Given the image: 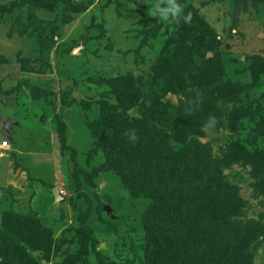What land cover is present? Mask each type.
<instances>
[{
    "label": "rangeland",
    "instance_id": "obj_1",
    "mask_svg": "<svg viewBox=\"0 0 264 264\" xmlns=\"http://www.w3.org/2000/svg\"><path fill=\"white\" fill-rule=\"evenodd\" d=\"M180 2L189 24L152 16L163 0H0V264H147L162 137L204 165L180 208L210 221L180 243L264 264V0ZM213 170L240 201L226 227Z\"/></svg>",
    "mask_w": 264,
    "mask_h": 264
},
{
    "label": "trees",
    "instance_id": "obj_2",
    "mask_svg": "<svg viewBox=\"0 0 264 264\" xmlns=\"http://www.w3.org/2000/svg\"><path fill=\"white\" fill-rule=\"evenodd\" d=\"M34 1L35 0H31V3ZM198 124L199 119L196 118L192 127L194 128V126L196 127ZM56 131L61 138L58 127ZM127 140L129 143H126L125 146H131L130 148H132L130 151L124 153L128 160L131 153L134 152L135 154L133 148L138 146L141 140L137 137L135 140H132L130 137L127 138ZM152 141L153 139L150 142ZM160 141V144L158 142L154 143V145L159 148V158L157 159L158 172H156L159 184L151 187V190L148 189V191L150 190L149 194L153 197V203L144 215L147 237L142 247L144 252L146 251L150 256H147V264H209L215 259L210 249L214 247V244L209 242L210 240L200 239L201 235H199V237L192 242L193 246L188 248L189 243L183 245L180 243L179 239L180 233L184 231L186 223L190 222L189 224L194 223L196 226L202 227L201 224L210 221V219H205V217L212 214L208 212L204 217L202 209L197 210L195 208L191 210V212L183 213V210L180 208L181 206H186L184 197L187 195L194 197V194H192L194 192V187L202 184L203 178L198 175L203 172L204 167V165L201 166L202 162L199 158L200 153L198 152H200V150L198 148L197 150L195 149L197 146L194 148L186 147V153L183 151V156L181 158H176L178 154L170 145L168 146L166 143H163V137L160 138ZM124 142H126V140ZM117 157L118 160L124 162L123 153L117 155ZM171 157H174L173 161H171ZM171 165H173V168L165 169V166L167 168ZM176 171L178 172L176 173ZM211 174L212 176L208 177V184H210V186L207 188V193H209L210 189L214 192L210 195V199L213 201L214 212L218 214H227L224 220V226L226 227L230 225L228 224V217H232V215L236 214L240 201L236 194V190L222 180L218 170H213ZM123 175V177L126 178L125 182L132 184L133 187V181L127 179L125 172ZM193 182L196 183L193 184ZM134 188L136 191L139 190L137 186H134ZM143 189L144 188H141V190ZM197 193H202L201 189H197ZM200 207L202 208V206ZM189 224L186 225L185 228H188L190 226ZM166 226L168 227L167 234H165L167 231ZM233 229L234 228L226 229V235L230 234V230ZM179 230L182 231L179 232ZM202 232L203 234L206 233L203 228ZM195 234H197V232L192 231L190 236L193 237ZM221 239H225V236ZM230 249L235 252L230 253L228 259L235 258L236 256L235 262L230 264H248L246 260L240 262L239 259H237V257H240L239 246L231 247Z\"/></svg>",
    "mask_w": 264,
    "mask_h": 264
},
{
    "label": "clouds",
    "instance_id": "obj_3",
    "mask_svg": "<svg viewBox=\"0 0 264 264\" xmlns=\"http://www.w3.org/2000/svg\"><path fill=\"white\" fill-rule=\"evenodd\" d=\"M184 9L185 5L180 0H163L162 4L151 9V15L157 19H171L175 23L182 21L184 24H189L192 20V14L191 12H185ZM130 138L132 140L136 139L134 131L130 133Z\"/></svg>",
    "mask_w": 264,
    "mask_h": 264
},
{
    "label": "water",
    "instance_id": "obj_4",
    "mask_svg": "<svg viewBox=\"0 0 264 264\" xmlns=\"http://www.w3.org/2000/svg\"><path fill=\"white\" fill-rule=\"evenodd\" d=\"M4 124H5L4 128L6 130L7 137H10V134L12 132L11 126H12V124H16V121L14 119H12V118H7L4 121ZM53 191H54L55 196L56 197H59V194L57 192V189L54 188ZM105 209L109 212V208L107 206L105 207Z\"/></svg>",
    "mask_w": 264,
    "mask_h": 264
},
{
    "label": "built area",
    "instance_id": "obj_5",
    "mask_svg": "<svg viewBox=\"0 0 264 264\" xmlns=\"http://www.w3.org/2000/svg\"><path fill=\"white\" fill-rule=\"evenodd\" d=\"M8 145V140H3L1 143H0V148L2 147H6Z\"/></svg>",
    "mask_w": 264,
    "mask_h": 264
},
{
    "label": "crops",
    "instance_id": "obj_6",
    "mask_svg": "<svg viewBox=\"0 0 264 264\" xmlns=\"http://www.w3.org/2000/svg\"><path fill=\"white\" fill-rule=\"evenodd\" d=\"M13 133V130H12V132H11V134ZM10 138V137H9Z\"/></svg>",
    "mask_w": 264,
    "mask_h": 264
}]
</instances>
